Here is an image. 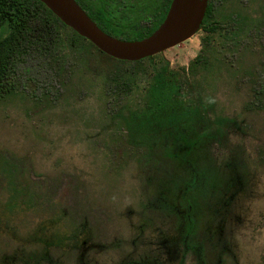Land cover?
I'll list each match as a JSON object with an SVG mask.
<instances>
[{
  "label": "rangeland",
  "instance_id": "obj_1",
  "mask_svg": "<svg viewBox=\"0 0 264 264\" xmlns=\"http://www.w3.org/2000/svg\"><path fill=\"white\" fill-rule=\"evenodd\" d=\"M222 5L223 14L264 17V0ZM205 33L146 59L138 83L110 100L106 76L117 61L65 44L32 53L18 76L23 96L0 101V202L10 179L25 189L10 232L0 235V260L30 254L18 240L34 241L38 226L60 216L66 235L71 225L85 228L83 245L65 238L29 264H264V100L253 96L264 85V24L227 51L238 79L222 70L205 82L214 108L162 137L144 167L109 115L136 96L152 66L166 65L170 76L188 66ZM194 171L198 183L188 186ZM187 218L194 230L183 241Z\"/></svg>",
  "mask_w": 264,
  "mask_h": 264
},
{
  "label": "trees",
  "instance_id": "obj_2",
  "mask_svg": "<svg viewBox=\"0 0 264 264\" xmlns=\"http://www.w3.org/2000/svg\"><path fill=\"white\" fill-rule=\"evenodd\" d=\"M171 2L172 0H99L91 6L94 19L104 31L121 39L137 40L151 35L160 26ZM120 6L126 9L120 11L117 9ZM222 7L220 0L219 3L210 1L201 26L206 32L202 38V48L188 66L182 67L180 72L172 73L173 76L166 73V65L152 66L145 85L142 89L137 87L136 96H128L123 104L109 114L111 119L118 120L127 131V142L136 152L135 159L140 167L152 160L154 146L162 137L179 128L190 127L214 108L215 99L205 88V82L216 81L222 75V70H227L233 79H238L239 72L234 68V63L228 60L227 54L238 51L241 33L250 34L252 29L262 26L264 17L256 20L247 14L243 15L242 11L223 14ZM151 13L155 15L152 24L139 23L135 19L138 16L150 20ZM217 36L220 41L215 43ZM60 44H65L71 51L84 52L88 47L95 48L100 54L119 63L106 76L105 95L108 100L116 99L121 92L134 87L141 73L138 66L155 56L133 62L118 60L67 26L40 0H0V101L17 94L23 96L24 92L18 85V76L32 53L36 50L49 52ZM127 64L133 67H126ZM249 73L254 75L252 71ZM172 77L186 81V84L190 83L191 87L183 89V83L173 80ZM114 88L116 91H113ZM253 96L262 103L264 85L258 90L253 89ZM259 107L261 105L257 108ZM197 173L198 171L192 172L187 181L188 186L198 183ZM8 185L10 195L0 202V235L10 232L13 212L25 191L11 179ZM62 218L59 216L51 225L38 226L42 235L37 232L38 238L34 237V241L18 240L24 251L30 254L16 252L8 262L3 259L0 264H19L20 260L29 264L30 259L34 262L40 257L45 260L42 250L46 252L52 247H59L58 245L64 244L65 238L82 246L79 239L85 228L71 225L70 232L66 235V231L60 228L59 220ZM48 229L52 230L47 242L44 241L43 233ZM193 230L194 221L187 218L183 241ZM34 233L30 235L31 238Z\"/></svg>",
  "mask_w": 264,
  "mask_h": 264
},
{
  "label": "water",
  "instance_id": "obj_3",
  "mask_svg": "<svg viewBox=\"0 0 264 264\" xmlns=\"http://www.w3.org/2000/svg\"><path fill=\"white\" fill-rule=\"evenodd\" d=\"M61 21L118 60L139 61L174 47L202 26L209 0H172L160 26L149 36L125 40L104 31L76 0H40Z\"/></svg>",
  "mask_w": 264,
  "mask_h": 264
},
{
  "label": "flooded vegetation",
  "instance_id": "obj_4",
  "mask_svg": "<svg viewBox=\"0 0 264 264\" xmlns=\"http://www.w3.org/2000/svg\"><path fill=\"white\" fill-rule=\"evenodd\" d=\"M81 6H82V8L90 15V17L93 19V20H95V21H97L96 19H94V17H93V9H92V6L94 5V4H96V3H98L99 2V0H76ZM210 1L211 0H209V3H210ZM213 1H215V2H217V0H213ZM226 0H220V2L223 4L224 2H225ZM240 2H241V5L244 7V9H247L246 7L248 6V4H250V3H252V2H254V0H240ZM92 5V6H91ZM209 5V4H208ZM118 10H120V11H122V10H125L126 8H124V7H118L117 8ZM242 14H243V12H242ZM244 15V14H243ZM246 15V14H245ZM151 17H150V20H145V19H141V18H138V16H136V18L135 19H137V20H139V23H148V22H150L151 24L155 21V15H154V13H151V15H150ZM157 17L159 18V13H158V15H157Z\"/></svg>",
  "mask_w": 264,
  "mask_h": 264
}]
</instances>
